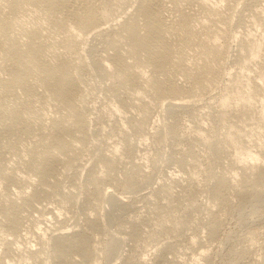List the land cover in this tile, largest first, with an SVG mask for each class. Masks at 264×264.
Wrapping results in <instances>:
<instances>
[{
    "label": "rangeland",
    "instance_id": "obj_1",
    "mask_svg": "<svg viewBox=\"0 0 264 264\" xmlns=\"http://www.w3.org/2000/svg\"><path fill=\"white\" fill-rule=\"evenodd\" d=\"M74 1L67 17L45 0H0V264H264V0H158L175 47L163 72L126 42L131 20L145 29L140 0ZM29 41L35 54H10ZM59 59L75 82L69 105L52 94ZM22 67L27 82L14 83ZM72 235L85 254L59 253Z\"/></svg>",
    "mask_w": 264,
    "mask_h": 264
},
{
    "label": "bare ground",
    "instance_id": "obj_2",
    "mask_svg": "<svg viewBox=\"0 0 264 264\" xmlns=\"http://www.w3.org/2000/svg\"><path fill=\"white\" fill-rule=\"evenodd\" d=\"M80 0H78L77 2H79ZM81 1H83V0H81ZM86 0H84L83 2H85ZM88 1V0H87ZM95 1V0H94ZM166 1V0H165ZM49 3L50 1L48 0H45V3ZM75 1L74 0H51V5L53 6V8L54 7H57V9L56 10H59L60 8H62V10L63 11H67L68 13H66L67 14V17H69L68 15L70 14V15H74V13H75V11H73L74 10V8H73V3H74ZM76 2V3H77ZM90 2V1H89ZM91 2H93V1H91ZM160 2H163V1H160ZM158 0H140V1H138V3H139V5H138V9L136 8V11L138 12V14H141V15H143V17H144V20H145V24H144V31H143V33L142 32H140L139 30H138V28H137V25H136V23H135V21L134 20H131L128 24H127V26H126V38H127V40H126V42L128 43V45H129V49H130V51L134 54V55H136L137 57H138V55H139V53L141 52V50H143L144 52H146L147 53V56H148V59H146V60H150V62H152V64L157 68V70H161L162 71V69L163 70H165L164 68H165V66L167 65V63L165 62L166 61V59H165V56L167 55V54H169V49H171V51H173L174 50V44L172 45L173 47V50H172V48H169V46H171L167 41V39H169V37H166L165 38V33H164V24L162 23V21H163V16H160V12L161 11H163L162 9H161V3H160ZM47 3V4H48ZM49 3V4H50ZM80 3H82V2H79V4L78 5H80ZM164 3V2H163ZM166 3V2H165ZM16 4H19V3H17L16 2ZM16 4H15V6L14 7H16ZM46 4V5H47ZM49 4L47 5V7L49 6ZM84 4H86V3H84ZM192 4V3H191ZM9 5H10V3H9ZM50 5V6H51ZM12 6V7H13ZM19 6V5H18ZM75 7H76V5H74ZM82 6V5H81ZM87 6V5H86ZM166 6V5H165ZM189 6V5H188ZM192 6V5H191ZM190 6V7H191ZM10 7V6H9ZM13 7V8H14ZM59 7V8H58ZM85 7V6H84ZM167 7V6H166ZM11 8V7H10ZM18 8V7H17ZM77 8V7H76ZM164 8V7H163ZM50 9V8H49ZM87 15L84 13V15L83 16H85L86 18V21L84 22V21H82V23H83V25L84 26H86L87 27V25H91V24H93L95 21H96V19H97V15H96V13H95V11H94V4L93 5H91V3L88 5V7H87ZM12 10V9H11ZM51 10V9H50ZM62 10H60V11H62ZM76 10V9H75ZM79 10H80V7H79ZM82 10V9H81ZM85 10V9H84ZM178 10V9H177ZM176 10V11H177ZM49 11V10H48ZM53 11H54V9H53ZM136 11H135V13H136ZM52 13V12H51ZM63 13V12H62ZM76 13L79 15V11L77 12L76 11ZM82 13V12H81ZM83 14V13H82ZM179 14H182V12L181 13H179ZM186 14V13H185ZM184 14V15H185ZM136 15V14H135ZM183 15V16H184ZM76 16V15H75ZM75 16H73V18L75 17ZM80 16V15H79ZM82 15H81V17H83ZM178 16V15H177ZM180 16V18H181V15H179ZM183 16H182V18H183ZM139 17H141V16H139ZM138 17V18H139ZM162 17V18H161ZM186 17H188V16H186ZM186 17H184L185 19H186ZM1 18V17H0ZM137 18V17H136ZM2 19V18H1ZM0 19V20H1ZM71 19V18H70ZM77 19V18H76ZM80 19V18H79ZM132 19V18H131ZM162 19V20H161ZM74 21H75V19H73ZM83 20V19H82ZM143 20V21H144ZM4 21H5V19H4ZM3 21V22H4ZM77 21V20H76ZM167 21V20H166ZM166 21H165V23H166ZM182 21V20H181ZM188 21L189 20H187V23H188ZM3 22H1V24L3 23ZM6 22V21H5ZM79 22H81L80 20H79ZM137 22V21H136ZM190 22V21H189ZM82 23H81V25H80V27H82ZM138 23V22H137ZM168 23L169 24H171L169 21H168ZM174 23H176V22H174ZM178 23V22H177ZM184 23H185V21H184ZM184 23H181L180 22V24H183V26H184ZM0 24V25H1ZM180 24H176V25H179L180 27H181V25ZM4 25V24H3ZM2 25V26H3ZM188 26H189V24H187ZM83 26V27H84ZM5 27H6V24H5ZM86 27H85V29H86ZM92 26H90V28H91ZM168 27V26H167ZM167 27H166V29H167ZM185 27V29H186V27L187 26H184ZM184 27H183V29H184ZM0 28H1V26H0ZM4 28V27H3ZM2 28V29H3ZM190 28V26L189 27H187V29H188V32H189V29ZM165 29V30H166ZM4 30H6V28L4 29ZM4 30H2V32L4 31ZM87 30V29H86ZM193 30V29H192ZM90 31V30H89ZM191 31V30H190ZM1 31H0V33H2ZM166 32V31H165ZM192 32H194V31H192ZM192 32H191V34H192ZM180 33V32H179ZM4 34H5V32H4ZM3 34V35H4ZM181 34V33H180ZM188 33H186V35H187ZM190 34V33H189ZM32 35L34 36V34L32 33ZM182 35H184L183 33H182ZM185 35V36H186ZM168 36V35H167ZM189 36V35H188ZM193 36V35H192ZM192 36H189L190 38L192 37ZM30 39H31V37L32 36H28ZM183 37V36H182ZM187 37V36H186ZM188 37V38H189ZM34 38H36L35 36H34ZM33 38V39H34ZM125 38V39H126ZM179 38H180V36H179ZM187 38V39H188ZM12 40H13V38H11ZM10 40V39H9ZM29 40V39H28ZM27 39H26V41H28ZM36 40V39H35ZM35 40L33 41V40H30L31 42H34L33 44H35V46L36 45H40L41 44V42L39 43L37 40V42H38V44H36L35 43ZM14 41V43H16V41L15 40H13ZM30 41L28 42V44L30 43ZM169 41H170V39H169ZM10 42V41H9ZM7 43V42H6ZM11 44L10 45H12V42H10ZM18 43V42H17ZM9 43H7V45H8ZM25 44H27V42H25L24 43V45ZM31 44V43H30ZM17 45V44H16ZM21 45V44H20ZM23 45V46H24ZM32 45V44H31ZM31 45H28L29 47H27V49L25 48V46H24V48L26 49L25 51L23 50H20V48L18 49H13V46L11 47V46H7V47H11L12 48V50H11V55H13L14 57H18V59H20V57H21V55L24 57V59L25 58H27L26 57V55H23L24 54V52H26L25 54H29V53H36V47H38L39 48V46H36V47H34L33 45L31 46ZM43 45V44H42ZM169 45V46H168ZM175 45H177V44H175ZM19 46V44L17 45V47ZM23 46H21L22 47V49H23ZM6 47V46H5ZM7 47H6V49H5V52L6 51H8L9 52V48H8V50H7ZM20 47V46H19ZM10 48V49H11ZM37 48V50H39ZM43 49V48H42ZM177 49V48H176ZM44 50V49H43ZM41 51V50H40ZM7 52V53H8ZM38 52V51H37ZM43 52V51H42ZM115 52H116V50H115ZM117 52H119L118 50H117ZM168 52V53H167ZM174 52V51H173ZM167 53V54H166ZM28 54H27V56H28ZM38 54H41V52H39ZM37 54V55H38ZM113 55H112V61L114 62H112L113 64H115L114 66H116V69L118 68V70H121L122 72H120L119 74H120V77H121V80L123 81V82H125V81H127V79H129V78H131V76H130V74L128 73V71H127V73L125 72L126 70L124 69L125 68V66H124V62L122 61L123 59H122V57L118 54V53H115L114 54V52L112 53ZM141 54H143V53H141ZM145 54V53H144ZM143 54V55H144ZM7 55V54H6ZM8 55H9V53H8ZM8 55L6 56V58H8L9 59V57H8ZM10 55V56H11ZM32 54H30V57H32L31 56ZM111 55V54H110ZM142 55V57H140V58H143L144 56ZM146 55V54H145ZM13 56H11V58L13 57ZM35 56V55H34ZM33 56V57H34ZM41 56V55H40ZM13 57V58H14ZM146 57V56H145ZM5 58V57H4ZM9 59V61L10 60H12V59ZM22 58V57H21ZM147 58V57H146ZM17 59V58H16ZM37 59H39V57L38 58H36V60ZM60 59H62V58H60ZM60 59L57 61V62H59L60 61ZM27 61H28V59H26ZM30 60V59H29ZM34 60V59H33ZM4 61H5V59H4ZM17 61H19V60H17ZM20 61H21V59H20ZM31 61V63L33 64V61H32V59L30 60ZM35 61V60H34ZM39 61H40V59H39ZM64 63H65V61L66 60H64V58H63V60H62ZM62 61H60V63L59 64H61V62ZM6 62V61H5ZM12 62L14 63V62H16V61H14V60H12ZM11 62V63H12ZM43 62L44 61H42V64H43ZM19 63V62H18ZM26 63V62H25ZM30 63V62H29ZM35 63H37V62H35ZM34 63V64H35ZM45 63V62H44ZM166 63V64H165ZM6 64V63H5ZM27 65H28V63H26ZM33 64V65H34ZM40 64V63H39ZM45 64H47V63H45ZM12 65V64H11ZM15 66H16V69L18 70V68L20 67V64L18 65L19 67L17 68V64L15 63L14 64ZM26 65V66H27ZM58 65V64H57ZM21 66H22V63H21ZM24 66V65H23ZM39 66H41V65H39ZM43 66H45V65H43ZM47 66V65H46ZM67 66V67H66ZM7 67V66H6ZM35 67H37L36 66V64H35ZM50 67V66H49ZM57 67V66H56ZM55 67V68H56ZM15 68V67H14ZM25 68H28V67H24V69H23V67L21 68V69H19L20 70V73H16L15 74V76L13 77L12 75V77L13 78H11V79H14L13 81H15L14 83H17L16 81H18V84L19 83H21V82H19V81H23V79L25 78V76L27 77L28 75H27V73L28 72H30V70H28V72H27V69L25 70ZM30 68V67H29ZM54 68V69H55ZM155 68V69H156ZM10 69H12V68H10ZM39 69H41V68H39ZM57 69V68H56ZM14 70V69H13ZM45 70H46V68H45ZM48 70V69H47ZM51 70V69H50ZM70 69H69V67H68V63L67 64H61L60 65V67H59V65H58V71H56L57 73H55L54 75V78L52 79V77H50L51 79H52V83H51V85L53 84V80L55 79V87H53L54 88V92L52 93V94H55L54 96H58L57 98L59 99V100H62V101H64L65 103L67 102V104L69 105V103H70V99H71V95L73 94V90H74V88H75V82H74V80H73V77H72V75H71V73H70V71H69ZM123 70H125V71H123ZM156 70V71H157ZM16 71V70H15ZM15 71H13V72H15ZM54 71V70H53ZM53 71H52V73H53ZM167 71H169L168 69H167ZM12 72V73H13ZM48 72H49V70H48ZM158 72V71H157ZM163 72V71H162ZM162 72H159V74H161V78L163 77L162 76ZM165 72V71H164ZM46 73H47V71H46ZM50 73V75H52L51 74V72H49ZM167 73V72H166ZM10 74H11V72H10ZM132 74V73H131ZM164 74V73H163ZM49 75V74H48ZM165 75H167V74H165ZM164 75V76H165ZM170 75V74H169ZM46 76V75H45ZM53 76V75H52ZM128 76H130L129 78H128ZM134 74H132V78H131V80L132 79H134V77L136 78V76H134ZM159 76V75H158ZM155 77V76H154ZM160 77V76H159ZM167 77H168V75H167ZM47 78H48V76H47ZM25 79H27V78H25ZM24 79V80H25ZM51 79H49V81L51 80ZM153 79H155V78H153ZM165 79H166V77H165ZM169 79V78H168ZM6 80H8V79H6ZM10 80V79H9ZM8 80V81H9ZM48 80V79H47ZM46 80V81H47ZM130 80V79H129ZM130 80V81H131ZM162 80H164V78L162 79ZM170 80H171V78H170ZM170 80H167V81H170ZM26 82H27V80H25ZM45 81V80H44ZM45 81V82H46ZM154 82H155V85L158 87V88H164V84L162 85L161 84V82L158 80V78H156V80H153ZM172 81V80H171ZM176 81V80H175ZM24 82V81H23ZM22 82V83H23ZM25 82V83H26ZM129 81H127V83H128ZM132 82H133V80H132ZM3 83V82H2ZM13 83V84H14ZM21 83V84H22ZM23 84V85H26V84ZM50 83V82H49ZM163 83H165V82H163ZM171 83H173V82H171ZM176 83V82H175ZM8 84V83H7ZM6 84V85H7ZM10 84H12V82L10 83ZM177 84V83H176ZM4 85H5V80H4ZM49 85V84H48ZM47 84H46V86H48ZM50 85V86H51ZM169 85V84H168ZM30 86V85H29ZM53 86V85H52ZM163 86V87H162ZM8 87V86H7ZM9 87H11V88H9V89H13L14 87L13 86H9ZM13 87V88H12ZM17 87V86H16ZM20 87V86H19ZM24 88H25V86H23ZM28 87V86H27ZM49 88V87H48ZM52 88V87H51ZM51 88H49V89H51ZM165 88H166V86H165ZM168 89H169V87H167ZM7 89V88H6ZM9 89H7L8 91H9ZM15 89V88H14ZM14 89H13V91H14ZM28 89V88H27ZM31 89V88H30ZM29 90V89H28ZM12 91V90H11ZM24 91H25V89H24ZM31 91V90H30ZM26 92H27V90H26ZM52 92V91H51ZM116 92H117V90H116ZM30 93V92H29ZM29 93H26V95L27 94H29ZM9 94H12V92L11 93H9ZM118 94V93H117ZM120 94V93H119ZM117 96H119V95H117ZM72 101V100H71ZM17 103V102H16ZM16 103H14V105L13 106H16ZM66 104V105H67ZM70 104H72V102L70 103ZM20 106V105H19ZM17 107H18V105L16 106V109H15V112H16V115H17V111L16 110H18V109H20L19 107H18V109H17ZM12 108V107H11ZM7 109H9V108H7L6 107V111H4V112H8L7 114H9L10 113V110H7ZM12 111V110H11ZM4 112H3V114H4ZM13 112V111H12ZM12 112H11V114H12ZM19 112H20V110H19ZM76 114H78L77 112H75ZM74 113V114H75ZM7 114H6V116H7ZM13 114H15V113H13ZM8 115V116H14V115ZM1 115V114H0ZM81 115V114H80ZM4 116H5V114H4ZM7 116V117H8ZM19 116L20 115H17V117L19 118ZM78 116V115H77ZM3 117V116H2ZM6 117V118H7ZM21 117V116H20ZM23 117V116H22ZM21 117V118H22ZM76 117V116H75ZM82 117V116H81ZM5 118V117H4ZM10 118V117H9ZM11 118H13V117H11ZM15 118V117H14ZM13 118V119H14ZM20 118V119H21ZM79 118V117H78ZM77 118V119H78ZM20 119H18V120H20ZM5 120V119H4ZM9 119H7L6 121H8ZM12 120V119H11ZM11 120H10V122H11ZM16 120H17V118H16ZM16 120H14V121H16ZM24 120V119H23ZM22 120V121H23ZM26 120V119H25ZM76 120V119H75ZM6 121H5V123H6ZM10 122H8V125H12V122L10 123ZM18 122V121H17ZM24 122H26V121H24ZM24 122H20V125L22 124V123H24ZM82 121L80 120L79 122H78V120L74 123L76 126H78L77 125V123L80 125V123H81ZM10 123V124H9ZM16 124V123H15ZM14 124V125H15ZM25 124H27L28 125V123H24L23 125H25ZM19 125V126H20ZM82 125H84V124H81V126ZM6 126V125H5ZM13 126V125H12ZM11 126V127H12ZM16 127H19V126H17V125H15ZM74 126V125H73ZM73 126H71V127H73ZM4 127V126H3ZM9 127V126H8ZM11 127H9V128H11ZM23 127V126H22ZM30 127V126H29ZM27 128V129H30V128ZM83 127V126H82ZM81 127V128H82ZM8 128V129H9ZM13 128L14 127H12V130H13ZM20 128V130H22L21 129V126L19 127ZM26 128H25V132H27L26 131ZM66 128V127H65ZM70 128V127H69ZM75 128V127H74ZM80 128V129H81ZM4 129V128H3ZM24 129V128H23ZM76 129V128H75ZM1 130H2V128H1ZM0 130V131H1ZM5 130H7V128L5 129ZM10 130V129H9ZM16 130H17V128H16ZM16 130H14V131H16ZM19 130V129H18ZM66 129H62L57 135H56V137H55V144L57 145V147L59 148V149H61V150H63L67 145H66V143L67 142H65L64 141V137H63V134L65 135V131ZM73 130V129H72ZM13 131V132H14ZM67 131H68V133H69V129H67ZM74 131V130H73ZM73 131H71V132H73ZM3 132V131H2ZM1 132V133H2ZM12 132V131H11ZM20 131H18V133H19ZM0 133V134H1ZM4 133V132H3ZM6 133V132H5ZM68 133H66V134H68ZM8 134H9V132H8ZM11 134V133H10ZM15 134V133H14ZM14 134H12V136L14 135ZM17 134V133H16ZM15 134V135H16ZM23 134H24V132H23ZM71 134V133H70ZM4 136V135H3ZM2 138V137H1ZM4 138V137H3ZM64 138V139H63ZM68 144V143H67ZM68 147V146H67ZM1 153V152H0ZM2 154V153H1ZM3 156V155H2ZM49 157H50V155H48ZM1 157V156H0ZM44 157H46L45 155H43V158H41V160L42 159H44ZM2 160V159H1ZM56 158H54V156L51 154V157L50 158H45V161H41L40 162V164H39V168L37 167V169H38V172H39V174H40V177H41V179H43V178H45L49 173H53L54 172V168H55V165H56ZM2 163H4L3 161H2ZM34 164V163H33ZM0 165H2L1 163H0ZM4 165V164H3ZM2 165V166H3ZM35 166H38L37 165V163H35L34 164ZM2 166H0L1 167V169H2ZM53 171V172H52ZM2 172V171H1ZM2 173H0V175H1ZM50 175V174H49ZM262 176H264V168L263 169H261L259 172H258V175H257V180H259V179H261V177ZM39 193V192H38ZM37 194V193H36ZM2 206H5V204H3ZM1 207V206H0ZM2 208V207H1ZM0 208V209H1ZM5 207H3V209L2 210H0V211H4V213L6 214V212H5ZM7 210H8V208H6ZM3 213V215L6 217V215ZM7 213H8V211H7ZM11 213V212H10ZM12 213H13V211H12ZM12 213H11V216L10 215H8V222H9V224H10V226H11V228L12 229H16V227H17V224H18V218L16 217L17 215L15 214V212H14V214L16 215H12ZM17 213V212H16ZM9 226V227H10ZM77 235V234H76ZM80 235V234H79ZM82 235V234H81ZM87 238H84V235L83 236H70V237H68L66 240H64V241H62L60 244H59V248H58V250H59V253L60 252H63V253H65V252H67V251H70V250H76V251H78V252H80V253H82V254H85V252H86V250H87V240H86ZM62 254V253H61ZM63 255V254H62Z\"/></svg>",
    "mask_w": 264,
    "mask_h": 264
}]
</instances>
